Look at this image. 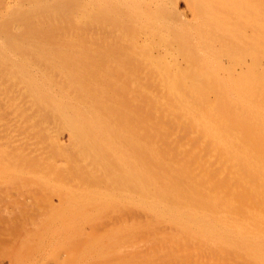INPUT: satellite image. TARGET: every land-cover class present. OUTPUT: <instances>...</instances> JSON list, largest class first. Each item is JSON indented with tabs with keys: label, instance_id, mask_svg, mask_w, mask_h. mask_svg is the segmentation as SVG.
<instances>
[{
	"label": "bare ground",
	"instance_id": "1",
	"mask_svg": "<svg viewBox=\"0 0 264 264\" xmlns=\"http://www.w3.org/2000/svg\"><path fill=\"white\" fill-rule=\"evenodd\" d=\"M82 1H84V0H82ZM86 1H89L90 4L94 6V7L92 6L93 8H95L93 11V17H94V21H96L95 18L99 19L100 15H101L100 14L101 10L99 12L98 11L99 8L97 10H96V8L98 7L99 3H101L102 0H86ZM106 1L108 2L109 0H106ZM110 1L114 2L115 4H121L122 6L124 5V8L126 9V12L125 13L122 12V13L124 14V16L126 15L125 19H126V22L129 23V26H130L129 30L130 31L128 30L129 34H124V32L123 31L122 32L125 36L126 35L129 36V38L126 37L128 44H126V43L124 44L125 46L127 45L126 47L123 44H122L123 46L120 45L122 41L119 40L121 42H117L118 39L120 38V37H118L117 40H115V43L117 42V45L115 44L113 46V47H116V46L120 45V46L124 47V50H125V48H127L125 51V54L123 52H121V50H123V48H121L120 51H118V49L120 47L119 48L116 47L117 49L114 48L113 50L111 49V51H109L107 48V47H109V45H107V44L108 43L110 44L109 41L107 44L104 43L107 45V46L105 45V47H106L105 49L107 51L102 52L103 50L101 51V47L100 46L98 47L99 42H96L97 44L94 42L95 39L93 40V42H90V39H89L90 44H86L85 41H84L85 44H82V43H84L83 41H82V43H80L76 39H73L72 37H68V36L67 37L64 36L62 42H60V43H57V44L54 43L49 47L46 45L47 48H45L46 47L45 44H47L48 41H47V43L43 44L44 42H42V40L40 42H42V44L45 47L41 43H39L38 40L36 42H34L35 40L32 41V43L34 42V44H32V45L31 44H29V46L27 45L30 48L32 47L33 50L34 49L37 50V52L39 50V52L41 53V57L46 58L47 62H49L48 64L51 66V69L55 70V71H53L50 69V72L51 71L56 72L55 74H59L60 76L65 78L64 80H65V82L66 81L67 82H66V84L65 83L63 84L64 86L59 85L61 83H58L59 81H56L57 76L55 77L53 75V77H52L51 74H53V73L51 72L49 74V72H47V70L50 68V66L48 64H47L48 69H46L45 71H44V69L42 70V74H43V71L46 74H43V75L39 74V76L41 75V77H39V76L37 77V73L34 72V74H32V72H31L32 69H30V67L32 65L31 63L33 62V60L31 58L29 61L26 59L27 61H25V62L19 61V60H18V62L17 61L14 62L15 60L14 61L12 60L14 62V64L13 63L12 64L15 65L14 68L15 69L17 68L18 72L21 73L20 77L18 75H16L17 78H20V80H22V82H23V80H25L26 83L32 88L31 92L33 94V97L36 99L37 103L39 104V106L40 105L45 106V108H46L45 111H47V108H49L51 106L50 108H52V109H50V110L54 111V113H56L57 116H59L60 120L67 127V130H69L71 132V136H73V138H72L73 140L71 141L72 147L74 146V151L77 150L78 152L77 151L76 152L79 154H76V152H74L72 150L73 148L71 147L70 143H69V145H70L71 151H69V153H71L73 151V153L76 154V156H78L80 158L78 159V157H77L76 159H78V160L75 159L76 160V162H75L73 159L76 156H74L73 153H71V155H67L69 153L67 152V154H66L65 153L66 150L60 151V148H59V151L61 153L63 152V154L64 153L66 154V155H64V158L66 157L64 159L65 160L64 162H67V163H65V164H67L66 165L67 168L63 167V168H65V171L66 170L72 171L74 173V176H73V174H71V176H73L74 178L76 177V175H79L80 178L79 177L78 178L81 180L80 181L78 179L79 184L81 182L84 183V182H86L85 179H87L86 178L87 176L85 175L86 177L83 178V177H81V175L85 171L88 173V171L84 169V172L82 173L81 171L83 170V168L81 170V166H79L80 170H81L80 172L82 174L80 172H77L79 170V168H78L79 162L77 163V161L82 160V161H86V163H87V161H90V162L95 163L93 165L94 167L98 166L97 167L98 169L94 168V167L89 168V169H92V171L89 170V173L91 172V175L94 179H97V181H99V179L102 177V178L106 179V180L104 179L106 181V183H107V181H108V183H109V181H111L114 184V186H112V184H107V186L111 185L113 187V189L111 187L112 190L109 191L110 187L108 186L109 188L108 187L107 188L109 190L108 189H107V191L105 190L106 192H102V191L94 189L95 191L91 190V192L87 193L86 189L83 190L84 184H83V186H80L82 192L80 190H77L79 188L73 189L76 192L80 191L81 195L78 193L72 194L73 192L75 193V191L72 190V192H70L72 187L66 188L65 185L68 183H66L65 185L61 184L62 186H65L63 188H66V189L62 188L63 190L66 191L68 189L66 194H68V192H70L71 195H69V194L66 195L68 197L67 198L68 204L66 202V204L68 206H66V208H64V210H62L63 212L56 213L54 215L53 219H50L49 221H47L46 229L44 228L46 231V234H47V238H45L46 242H47L46 244H49L47 246H50V248H54V246H55V249L58 248L57 246L59 244L57 242H55V240L57 238L55 239L53 236L56 232H57V234L60 233L59 236L61 235L62 238L65 240V241L63 240L65 245L67 242H68V244H70L72 239H73V241H77L76 235H75L76 233H78L77 236L79 235V237L86 235L88 232H86V233L83 232V228L81 227V224L84 221H86V218H87V220L90 217L93 218L95 216L94 212L99 211L98 213L101 214L100 212L105 210V208L106 209L109 208L108 209L109 211L106 210L107 213L109 214L110 212H113V210H114V212H116L117 210H119V208H124V209L125 208H134V209H138L137 210V211H139L138 213H141L140 210H142V212L145 211L147 213L148 212L151 213V215H153V218H154V220H152L153 218L151 220H152V223H154L156 221L155 225H157L158 223H159V225H164V223H166L167 225L169 224V225L174 226V228L177 230V233L176 234L174 233L175 236L173 239H177L176 242L178 241V243H179V241L180 242L184 241L183 242L184 246L186 245L185 240L187 238L193 239V242H191V240H189V242L192 244H194V243L197 244V242H198L197 240H199L200 241L199 247L201 246V244L203 245V247L207 246L208 249H209V247H214V250L217 249L218 253L219 252L222 253V254H219V258L225 253H226V256L225 255H223V256L227 257V254L229 255L232 252V253H235L236 255L240 254V256L238 258L241 261L245 262L247 260V262H245V264L248 262H251L253 264H264V74H263L264 73L263 72L264 67L260 68V66H259L260 65L259 59L261 58L259 55L262 54L264 56V44H263L264 43V4H263L264 0H254V2H253V0H250L252 2V4H250L251 3L250 1L247 2L248 0H190V2H194V4H196V5L193 4V6H197L195 8H198V12H199V14H198V12L195 11L197 13L196 16L193 14L195 16L194 18L195 19L197 18V21L195 19H193V20L196 21L195 24L198 25V27L196 26V29L198 28V31L201 32V35H200V32L195 30L194 26L192 28H193L194 32L195 31L198 32L197 36H198V34L200 35V36H198V38L199 37L201 38V39L199 38V40L202 41L203 45L202 44H201L202 46L200 45L198 38H197L198 41L197 40H195V41L197 43H199L197 45L201 46L200 50L201 49L203 50V52L201 50V53L198 51H195V50H199V48H198L199 46H197V49L195 47V45H196L195 41L189 42L190 43V45H188L189 47L186 44L188 40H191L192 38L195 39V37H192L190 39V37L193 33L192 28L189 27V24H188L189 21L187 22L186 19L181 17V15L178 11V8L176 6L177 0H110ZM238 1H239V3H238ZM240 1H242V3ZM244 2H245V4H244ZM234 3L236 5H240V6L242 4V6L244 5V7L241 6L242 8L240 9V7L236 6ZM246 3H248L247 5H251L247 9H245V7L247 6ZM73 4H74V2H73ZM79 4L76 6H79ZM40 5H39V7H40ZM68 6H69V4H68ZM88 6H86L87 11H88ZM80 7H81V4H80ZM222 7L224 8V11H222V9H223ZM190 9L193 10V7ZM87 11L82 10L81 14L78 15V17H74L75 20L81 21V20H85L87 18H90ZM122 11H124V10H122ZM91 13H90V16H91ZM122 13H120V14H122ZM68 14H69V12H68ZM69 15H71V14H69ZM102 17H104V16H102ZM115 18H116V16H115ZM123 18L124 17H122V19ZM117 19H119V18H116L115 20L117 21ZM90 20H91V18H90ZM183 20H186V21H183ZM66 21H67V19H66ZM69 22H71V21L69 20ZM73 22H74V20H73ZM112 24L114 25L115 23H112ZM117 24L120 25L119 21ZM117 24H116V26H118ZM74 25H75V23H74ZM94 25L95 24H93V27H94ZM71 27H73V25ZM40 28H41V26H40ZM250 28L252 29V31ZM70 29H69V31H70ZM95 29H97V28H95ZM189 29H191L190 31L192 33L190 31L188 32ZM247 29H250L249 30L250 33ZM72 31H73V29H72ZM83 31H86V28ZM219 31H220V33H219ZM221 31H222V34H221ZM65 32H67V29ZM103 32H102V34H103ZM112 32H114V31H112ZM196 32H195V34H196ZM81 33H82V31H81ZM88 33H90V32H88ZM138 33L141 34V36L139 35V37H141L140 40L136 39V38L139 39V37H137ZM62 34H64V33H62ZM95 34H97V33H95ZM114 34H113V36H118V33H117V35H114ZM135 34H136V36H133ZM220 34H221V36H223L224 34L225 35L228 34L227 37L229 36V38L225 37V35H224V37L226 38V40H225V38L219 37ZM80 35H82V34H80ZM80 35H77V37L79 36V38H80ZM83 35H84V33H83ZM119 36H121V35H119ZM73 37L75 38V36H73ZM86 37H88V36H86ZM91 37L93 38V36H91ZM102 37H104V35ZM39 38H40V36H39ZM97 39H98V37H97ZM103 39H105V38H103ZM115 39H116V37H115ZM121 39H122V37H121ZM155 39H157V41H155ZM29 41H27V43L28 42L31 43V40H29ZM52 41L53 40H51L50 43ZM59 41H61V38ZM101 42H103V40ZM230 42L231 43L233 42V43L231 44ZM234 42H235V44H234ZM191 43H195V45L191 44ZM239 43L240 44L243 43V45L245 44L246 47L243 45L240 47ZM112 44H114V42H112ZM21 45H25V43L21 44ZM234 45L236 48L232 47ZM27 46H25V47H27ZM101 46H103V45H101ZM190 46L193 48L190 49ZM19 47H20V45H19ZM25 47L23 46L22 48H25ZM28 47H27V49H29ZM247 47H248V49H247ZM22 48H20V49L22 50ZM220 49L222 51H220ZM238 49H241V50H238ZM244 49H245V51H244ZM42 50H44L48 53H45ZM181 50H182V52H181ZM187 50H189V51L191 50V51L187 52ZM242 50H243V52H242L243 54L241 53ZM25 51H26V49H25ZM19 52L23 53V50L19 51ZM42 52H44V53H42ZM196 52H198L199 56L196 55L197 54ZM239 52L241 54H239ZM245 52H247L248 54L246 53V55H245L244 54ZM249 52H252V53H249ZM31 53H29V54H31ZM40 53H37V54H39V56H40ZM122 53H123V55H125V56H122L123 62L118 60L121 58L120 56L122 55ZM192 53H196V54L191 55ZM47 55H48V57H47ZM250 55H251V57H250ZM117 56H119V57H117ZM180 56H181V60H179ZM246 56H248L249 58ZM224 57L228 58V62H227V60L224 59ZM58 58L62 62L58 61ZM257 58H258V60H257ZM38 59L39 58H37V61H39ZM246 59L247 60L251 59V63L250 64L247 63ZM110 60H111L112 65L109 63ZM125 60L127 62H125ZM129 60H131V61H129ZM132 60L134 62H136V60H137V62H140L141 68L137 63L135 66L132 63L133 62ZM183 60H184V63L186 62L185 63L186 67H184L180 64V62L183 63ZM42 61H44V60H42ZM57 62H60V63H57ZM121 62H122L121 67L123 69V70H121V72L122 71L124 72L122 75L118 71V69L121 68V67L119 68L118 63H121ZM123 63H124V65L132 63V65L130 64L132 67L130 65H128V66L126 65L127 67L126 68L124 67L125 68V71H124ZM24 64H26V66L28 65L30 71L28 70V68H27V70L25 68H23ZM33 64H35V63H33ZM13 65H12V67H13ZM35 65H33V66H35ZM142 65H143V69H142ZM244 65L246 68H244ZM133 67H135V68H133ZM136 67H138V70H134V69H136ZM139 68H140L141 72H143L142 70H145V72H144L145 76L148 75L151 77L150 78L147 76L149 79L146 77L147 79L145 80V77L143 75H140V76H143V79L145 80L146 83H148V81L151 79V81L148 84L144 83L146 85V89H145L146 91H147V87L149 88L150 85L153 88L152 85H154V83H155V85L158 86V88L154 86L156 88L155 90H151V91L147 92L148 96L146 95L147 93L144 95L145 97L147 96L146 100L148 98L150 99V100L148 99L149 101L147 100L144 102L145 98L144 99L140 98V100H142V102H144V105H141L140 103L139 104L135 103V102H137L136 101L137 96L131 93L132 91H133V93L135 92L134 91L135 89L133 87L132 88L134 90L130 91L129 93L126 92V93H128V96L131 93L130 96L128 97V96H126L127 94L124 92L129 87L123 88V85H120V82L121 83L123 82L122 80L120 81L121 76L124 77L125 76L124 74H127V73L129 74V72H130L129 75L131 77L127 74L126 76H128V79L126 81L128 82L129 78L134 79L133 76L135 77V80H136V77L138 75L136 74V76H135L134 73L138 72ZM259 68H260V70H259ZM15 69H14V71L17 70V69L15 70ZM127 69L130 71H127ZM131 70H134V72H132ZM256 70L259 72H256ZM260 71L262 73H260ZM18 72H17V74H19ZM117 72H118V74H120L119 75L120 77L117 76V74H116ZM125 72H127V73H125ZM254 72L257 75L260 73L259 74L260 76L258 75L256 77V74ZM14 76H15V74H14ZM89 78H91V79H89ZM143 79H141V80L143 81ZM87 80H90V81H87ZM134 81H131L130 83H132ZM137 81L139 83V78H137ZM86 82H88V83H86ZM136 82H134V83L136 84ZM130 83L129 84L127 83V84L130 86L131 85ZM122 84H124V83H122ZM65 85H67V86H65ZM124 85H126V84H124ZM128 85H126V86H128ZM145 85H141L143 89H144ZM60 86H63V87L60 88ZM56 87L57 88L59 87L58 88L59 90L56 89ZM151 87H150V89H151ZM122 88H123V90H122ZM135 88H136V86H135ZM124 89H126V90H124ZM140 89H138V91H136V92H139ZM185 89H188V90L185 91ZM187 91L191 92V93L189 92L190 95L187 94L188 93ZM74 94H75L76 98L77 97L79 98V99L77 98L79 101V103L77 101V104H78L77 106L69 104V102H70L71 98L74 96ZM137 98H139V96ZM36 101H34V103ZM138 102H139V99H138ZM134 104H136L135 105L136 108L133 107ZM139 105H141L142 107H140ZM137 106H138V108H137ZM139 107H140V109H142V112L145 110L146 114L142 113L141 110L139 109ZM39 108L41 109L44 107H39ZM137 109L140 111H138ZM48 111H49V109H48ZM54 113H53V115L55 116ZM177 113H178V115H177ZM36 114H38V113H36ZM36 114H34V115H36ZM173 114L176 115L175 118L178 116V118H176V119H178V120L180 119L179 121L177 120L179 123V125L177 124L178 127H177V125L175 126L176 120L172 121L175 124H172L171 122L169 123V120L173 119L171 117V116H174ZM167 115L170 117V119H169V117L166 119ZM179 115L181 117L186 118L187 121L190 120L192 122V123L191 122L190 123L193 124L194 128H196V131L195 130H194L195 132L192 131L194 128H190V130L194 134H197V132H199V133L202 132L203 134L207 135L208 139L212 140V143H211V141H209L207 138H206L207 140H205L206 136L205 137L202 136V138L204 137V139L201 138L203 143L205 140V142L207 144H208V142H210L209 143L210 145L212 144V146L210 147L211 149L209 148L210 151H207V152H209V159L207 158L209 162L206 159V156H208V155L206 153H203L204 156L206 155L205 156L206 161H205L203 154H202V152H204L206 150L207 144L204 143L206 145V146H204V145L199 143L200 146L202 145L201 147H206L205 149H203V148H200L199 144L197 143L200 140L196 141L201 135H203L202 133L200 134V136H199V133L197 134V136H198V138L196 137L197 139L194 136V138L196 139L195 140L193 138V136L191 135L193 133L189 129H187L188 134H189V131L191 132V134H190L192 136L191 140L194 139V141L198 145L195 142L191 141V142H193V144L195 143L194 144L195 147L193 149H191L192 148L191 145H193L191 142H190L191 144L187 143L189 141L186 142L188 144V146H187V144H183L184 143L183 140L185 138L188 139V137H186V136H189V135L186 134V132H185L186 130L184 131L185 134L182 132L184 130L183 128L186 126L184 123L186 121L182 122L184 125L183 126L181 123L182 119H181V117L179 118ZM157 116L161 117V120H159V118H157ZM154 117H156L159 120V123L161 121H162V123L158 124L155 121H153ZM26 118H28V116ZM40 118H42V117H40ZM59 118H57V119L59 120ZM162 119L163 120L166 119V121L165 120L163 121ZM154 120H156V119L154 118ZM158 120H156V121L158 122ZM62 122H61V124H62ZM238 122H240L239 124H241V122L244 123L243 124L244 126L241 125L242 126L241 127L238 124L237 126H239V127L237 128V126H235L236 125L235 123H238ZM163 123H165L164 125L172 124V126H169L170 128L167 126L169 131H171V128L174 125L175 128L177 127V129H178V131H177V129H175L177 131L176 135L178 133H179V136L184 135V137H183L184 139L182 138L183 140L181 139V137L175 136L176 138L178 137L183 142H180V140L178 138H177L178 141L176 142V139H175L174 141L176 143V145H175L176 147L174 148V146L172 145V150L171 149L167 150V148L170 147L171 144L168 147L166 145V142L168 140H171V142L173 140L169 136L172 131L170 133L168 131V136H167V132H165L167 127L165 126V128H163L164 127V125H162ZM186 124L189 125L188 122ZM191 124L189 126H191ZM189 126H186L185 128H187V127L189 128ZM59 128H60V126L58 127V130H59ZM161 128H163L165 130L163 132H161V130H163ZM159 129H161V130H159ZM172 129L174 130V128H172ZM180 129H183V130L180 131ZM65 130H66V128H65ZM175 130H174V132H175ZM155 131H159L157 133L161 136V137H158V135H156V138L157 137L160 138L158 140H162L165 136V135L163 136L162 134L164 132L166 133V137L169 138L168 140L165 138L167 140V141L166 140L164 141L166 147H165V145L164 146L159 145V147H158L156 145V143H154L156 140H154L152 137H153V134H156ZM180 132H182L183 134L181 135ZM72 133H73V135H72ZM173 134L174 133H172V135ZM162 136H163V138H162ZM175 137L173 136V138H175ZM209 137H211L212 139ZM150 138H152V140ZM153 140H154V142H152ZM159 143H162V141L161 142L158 141L157 144H159ZM175 143H172V144H175ZM55 145H56L55 148L59 147L60 144L58 142V139H57V141H55ZM160 146H162L163 148H166V149H162L165 151H162L160 149L161 148ZM186 146L191 147L190 148L191 150L186 148L187 150H190V151H187L186 153H184V155L189 153V155H188L189 157L186 155L187 158L183 157V159H181V160L178 157L180 161L179 160L176 161L177 157H175V156H177V155L180 156L182 154V152H185ZM61 148H62V146H61ZM174 149H177L178 152L180 153V155L175 154L173 152ZM184 149H185V151H184ZM170 151H171V154L173 153L175 155L174 158H173V155H171V157L176 162H170L173 160H170V161L168 160V159H171L169 157ZM199 153L202 154V156L200 154V157L203 158L204 163L202 161L199 162L198 159H195L196 156L199 157ZM143 154H145V155H143ZM18 156L20 157V155H18ZM73 156H74V158L72 159L71 157H73ZM143 156H146V158H144ZM16 158H17V155H16ZM2 159H5V157ZM62 159H63V157H62ZM190 159L191 160L195 159V161L198 160V162L201 164L198 163L199 167H197V166L195 167V165H194L195 162H193L194 164L192 165L191 162L193 160L191 161ZM199 159H201V158H199ZM212 161H215V162H213L214 166H215L216 162L218 163L216 165V166H218L216 169L213 168L214 166H212L210 164V162H212ZM114 162H117L118 164L116 165ZM113 163H114V165H116V167L113 166ZM53 164H51V165H53ZM58 164H60V163H58ZM89 164L91 165L92 163H89ZM51 165H50V169L53 168V166L51 167ZM62 166H65V165L63 164ZM82 166H84V165H82ZM192 166H194L196 169H199L198 171L200 172V174L197 173L198 175H196L195 171H197V170L196 169L194 170L192 168ZM45 167L46 166H44V168ZM60 169H61V167H60ZM86 169H88V168H86ZM93 169H95V170H93ZM51 170H49V171H51ZM36 171H38V170H36ZM13 172H15V171H13ZM67 172L69 173V171H67ZM35 173H37V172H35ZM60 173H64V172H60ZM68 173H65V174L67 175ZM89 173L87 175H89ZM65 174H63V176H62L63 178H64ZM217 176H220L222 179H225L227 177L226 180L229 178L230 179L228 181L223 180L224 182L220 183V182H222V179L217 178V179H219V181H218L216 179ZM222 176H224L225 178ZM54 177L58 178L59 176L56 175ZM68 177L70 178L69 175H68ZM55 178H53V179H55ZM89 178H91L90 175H89ZM93 178H91L90 181L92 182V180H93L94 181L93 185L95 186V184H97V182ZM48 179L51 180V178H48ZM42 180H40V181L42 182ZM46 180L47 179H45V181ZM82 180H85V181H82ZM51 181H53V182L51 183L49 181L50 182L49 183L47 180L46 185L47 184L48 185L46 187H48V186L51 187L52 185H55L56 181L55 182H54V180H51ZM101 181H103V179H101ZM120 181H123V182H120ZM216 181L218 183H220L221 185L217 184ZM37 182L40 183L39 181H37ZM124 182L126 183L125 184L126 186L132 185L134 188L133 191H135L136 194L134 192H133L134 194L130 193V192H132V190L129 191L128 187L127 188H128L129 193H127L128 191H126V193L125 192L123 193L122 190L120 189L119 183H122L120 185L123 186ZM42 183H44V182H42ZM42 183H41V185H42ZM100 183H104V182H100ZM74 184H75V182H74ZM74 184L71 186H74ZM127 184H130V185H127ZM56 185H58V183H56ZM56 185H55V187H56ZM61 185H58V188L56 187L55 190L56 189L60 190L59 187H62ZM81 185H82V183H81ZM90 185H92V183ZM104 185L106 186V184H104ZM104 185H103L102 190L106 189L104 187ZM37 186H39V185H37ZM90 187H92V186H90ZM101 187H102V185H101ZM98 188H99V185H98ZM127 188L125 187V189H127ZM69 189H70V191H69ZM131 189H132V187H131ZM87 202H89V203L92 202V203L86 204ZM75 207H78L79 211L77 210V208H76V211H78L80 214L73 212V210L75 211ZM110 209H112V211ZM124 209H120V210H124ZM134 209H132L133 212H134ZM106 211L104 212V215H102V216H106L105 215ZM129 211H131V210H129ZM117 212L121 213L122 211L121 212L117 211ZM118 213H116V214L114 213V214L117 215ZM134 214H135V212H134ZM77 215H79V216L77 217ZM139 215H141V214H139ZM149 215H148V218L151 216V215L150 216ZM136 216H137V214H136ZM99 217L101 218V215H99ZM129 217H130V215H129ZM82 218H84V220H82V222H80V219H82ZM94 218L96 219V216ZM111 218H109V219L111 220ZM143 218H141V219H143ZM119 219H118V221H119ZM123 219L124 218H121L120 221H122ZM92 220H94V219H92ZM97 221H99V220H97ZM103 221H104V219H103ZM114 221L112 220L113 223H114ZM134 221H136V220H134ZM149 221H150V219H149ZM125 222H128V221L126 220ZM141 223L144 224V222H141ZM161 223H163V224H161ZM85 224H86V222L84 223V226H86ZM92 224H94V223H92ZM115 224H116V222H115ZM128 224L129 225L124 223V225H121L116 232L117 233L116 235L119 238V243H118L119 245H116V243L113 241L115 243V247L108 246V244L110 243V239H111L112 235L109 232L105 233V234H103L101 232L103 234V236L100 238L101 240L100 241H91L90 247L88 249L89 250L88 254L86 253V251H87L86 249H87L88 245L84 246V247H86V249H83L82 251L86 250L85 251L86 256H85V258L82 256L83 258H81V259H84V262H82V263L88 264L90 259H92L93 257L100 256V257H103V259L105 261H107L106 263L115 264L114 260L115 259L119 260L121 258V254H120V252H118L120 250V248L127 247L126 245H128V243H131V241L128 242V240H130L129 234H131V232H132L131 229H132L133 222L131 225L129 222H128ZM137 224H138V221H137ZM137 224H134L135 226H133L134 227L133 230L139 229L138 227L135 228ZM150 224H151V222H150ZM116 225H118V224H116ZM155 225L153 224V227ZM137 226H139V225H137ZM102 227H104V226H102ZM145 227H146V225H145ZM148 227H149V225H148ZM148 227H146V228H148ZM167 227H166V230H168ZM97 228L98 227L96 226V229ZM162 228H164V227L162 226ZM175 229H173V230H175ZM154 230H153V233H155ZM100 231H102V230H100ZM104 231L106 232V230H104ZM139 231H138V233H139ZM143 231H144V227H143ZM147 231H149V230L147 229ZM93 232H95V231H93ZM110 232H112V230ZM114 232L115 231L113 230V233ZM140 232L141 233L139 234V236L142 234L145 235L142 231H140ZM144 232H146V230ZM164 232H165V230H164ZM93 235L94 234H92V236ZM96 235H98V234H95L93 237L96 238ZM134 235H136V234H134ZM72 236L75 237V240H74V238H72ZM88 236L89 237H87V235L84 236V237L88 238V239H86L87 241L93 240L92 236H91L92 238L90 237V235H88ZM131 236H132V234H131ZM181 236L183 237V239L185 237V240H182ZM84 237H82V240H85ZM140 238H141V236H140ZM171 238H172V236L169 238V240H172ZM79 239H81V238H78V240ZM114 239H116V238H113V240ZM148 239L150 240L151 238L148 237ZM40 240L42 243L45 242L44 239H42V238ZM40 240H39V243H37V246H36L37 249H41V248H38L39 247L38 244L41 243ZM131 240H132V238H131ZM149 240L147 241L148 243L150 242ZM151 240L153 241V240H155V238L153 237V239H151ZM169 240H168V242L171 244L172 242H170ZM194 240L197 242H194ZM87 241H85L86 244L87 243L89 244V242H87ZM165 241L167 243V239ZM58 242H61V241H58ZM107 242H109V243L106 245L107 246L106 250H110L109 252H111V253H109V254L106 253L108 251L103 250V248L105 249V247H106L103 245ZM158 242H160V241H158ZM176 242H175V244H176ZM182 242L180 243L181 245H182ZM75 243L76 242H74V244H73V242H71V244H73L72 246H74ZM101 243H103V245ZM169 243H168V245H170ZM68 244H67V246H68ZM71 244H70V246H71ZM78 244H80V243L77 242V246L79 248ZM137 244H139V243H137ZM144 244H146V242H144ZM40 245H43V244H40ZM171 245H173V244H171ZM171 245H170V250H172ZM181 245H180V247H181ZM187 245H189V244H187ZM135 246H137V245H135ZM139 246L140 245H138V247ZM147 246L149 247L151 245H147ZM177 246H179V245H177ZM184 246H182V248H180V249H177V251H179V250L181 251V249H183L181 251V253H184V254L178 255L177 251H175L176 253H174V254H177L176 258L178 256H181V260H182L183 257H185L187 259V256L188 255L190 256L191 251H189V250H188L189 254L187 252L186 253L187 256H185V252L187 251L186 249L188 246L187 247L185 246V248H184ZM190 246H192V245H190ZM80 247H83V246H80ZM140 247H141V249H143L142 248L143 244ZM166 247H167V245H166ZM173 247H174V245H173ZM195 247H194V249H197L198 246L196 245ZM203 247L202 246L200 247L201 252H199L200 250L199 251H196L194 249H191V250L192 251L194 250L193 251L194 253H199L202 255L203 254L202 252L205 250V247H204V250H203ZM44 248L45 247H43V249ZM75 248L77 250V247H75ZM132 248H133V246H132ZM145 248H146V246H145ZM58 249L56 252L59 251ZM80 249H78V251L81 252ZM160 249H161V251L164 250L162 248H160ZM46 250H47V247H46V249H44V251L42 250V253L44 254V252ZM130 250L131 249L129 246V250L127 253H129ZM135 250H136V247H134V251H133L134 253L136 251H138V250H136V251ZM214 250L213 251L210 250V252H214V255H215V254H217V251L215 252ZM67 251H68V249H67ZM78 251H76V252H78ZM180 251H179V254H180ZM37 252H38V250H37ZM56 252H55V254L57 255ZM76 252H75V254H77ZM80 252H78L77 256L81 255V254H79ZM122 252L126 253L124 251H121V253ZM139 252L137 254L139 255L138 257L140 259L141 255L139 254ZM171 252H170V254H172ZM207 252H208V250L206 251L205 254H207L208 256L207 255L200 256L199 254H196V255L203 257V259L205 258V256H207V258H208V257H211V254L213 255V253L209 254ZM40 253H41V251H40ZM42 253L40 255H43ZM46 253H48V251ZM160 253H162V252H160ZM168 253H167V255H168ZM72 254H73V252H72ZM72 254H68L69 258L71 257ZM82 254H84V253H82ZM235 254H232L233 255L232 260L236 259V258L234 259ZM124 255H126V254H124ZM214 255H213V257H214ZM230 255H229V257H230ZM232 255H231V257H232ZM236 255H235V257H236ZM241 255L242 256L245 255L246 260L243 259ZM127 256H128V254L126 256H124V259ZM129 256L128 257L130 259H133L132 258L133 256L131 257L130 254H129ZM145 256H146V254L143 255V257H145ZM170 256H172V255H170ZM173 256L175 258V255H173ZM199 256H198V258H199V260H201L202 258H200ZM217 256H218V254H217ZM72 257L70 259L67 258L68 259L67 261L71 262L73 260ZM146 257H148V256H146ZM215 257H214V259H216ZM75 258H78V257H75ZM136 258H137V255H136ZM151 258L152 257H150V259ZM211 258H209L210 261H211ZM79 259H80V257H79ZM101 259L102 258H100V261H101ZM166 259H168V258H166ZM223 259L224 258L219 259L220 263L224 262ZM239 259H238V262L240 264H242V263L244 264V262L241 263L239 261ZM93 260H95V259H93ZM143 260H144V258L142 259L141 264H142ZM216 260H214V261L216 263L220 264L219 260H217V261ZM225 260L228 261L229 258L227 257ZM67 261L65 263L63 260L62 264H68ZM79 261H81V260H79ZM135 261H138V260H135ZM183 261H184V258H183ZM183 261H181V262H183ZM206 261H209V260L207 259ZM206 261H204V263H201V264H206V263L210 262V261L209 262H206ZM74 262H75V260L69 264H74ZM101 262H103V264H104L103 260ZM138 262H140V261H138ZM184 262H186V261H184ZM187 262L189 264L191 262V260H190V262L189 261H187ZM229 262H230V260H229ZM234 262L237 263V260H235ZM93 263L98 264V262L97 263L93 262ZM127 263H129V262H127ZM146 263L147 262H145V264ZM162 263H163V261H162ZM170 263H171V261H170ZM226 263H223V264H226ZM78 264H79V262H78ZM89 264H90V262H89ZM99 264H101V263H99ZM138 264H140V263H138ZM165 264H166V262H165ZM185 264H187V263H185ZM192 264H196V262H194ZM197 264H200V263H197ZM210 264H212V263H210Z\"/></svg>",
	"mask_w": 264,
	"mask_h": 264
},
{
	"label": "rangeland",
	"instance_id": "2",
	"mask_svg": "<svg viewBox=\"0 0 264 264\" xmlns=\"http://www.w3.org/2000/svg\"><path fill=\"white\" fill-rule=\"evenodd\" d=\"M41 1V2H40ZM0 0V264H62V262H63V260H64V262L66 263V261L68 260V259H70L73 255V257H72V261L71 262H73L74 260H75V262H74V264H78V262H79V264H83L82 262H84V259H81V258H85V256H86V254H85V251H86V253L88 254V249H89V247H90V243H91V241H100L101 239V237L103 236V234H105V233H110L112 236H111V239H110V243L109 242H107V243H105L104 245H103V243H101L103 246H106L108 243V246H110V247H115V243H116V245H119L118 243H119V238H118V236L116 235L117 233V230H118V228L121 226V225H124V223L125 224H127V225H129L128 224V222L130 223V225L132 224V222H133V224H132V229H131V234H132V236H131V234H129L130 236H129V238H130V240H128V242L129 241H131V243H128V245H126L127 247H122V248H120V250L121 251H124V252H126V253H121V251L119 250L118 252H120V254H121V258L119 259V260H116L115 258V260H114V262H115V264H138V263H140L141 264V261H142V259L144 258V260H143V262H142V264H145V262H147L146 264H165V262H166V264L168 263V264H185V263H187L188 264V262L187 261H189L190 262V260H191V262L192 263H194V262H196V264L197 263H204V261H206L207 259L210 261V259L209 258H211V261L209 262V261H206V262H209V263H206V264H210V263H212V264H218V263H216L214 260H216L217 258V260H219V259H221V258H224L223 260H224V262H222V263H220V260H219V263L220 264H223V263H226V264H230L231 262V264H234L235 262V260H237V263H235V264H238L239 262H238V257L240 256V254H235V253H232V254H235L236 255V257H235V255H234V259L235 260H232V258H233V255H232V257H231V255H230V257H229V255L227 254V257L229 258V260H230V262H229V260L227 261V260H225L227 257H225L226 256V253L225 254H223V255H225V256H221L220 258H219V254H222V253H218V250L217 249H215L214 250V247H209V249H208V247L206 246H204L205 247V250H204V247H203V245L201 244V246L203 247V254L202 255H207V254H205L206 253V251L208 250V252L207 253H213V255H214V252H210V250L211 251H217V254H218V256H217V254H215L214 255V257L216 258V259H214V257H213V255L211 254V257H208L207 258V256H205V258L203 259V257H200V256H202L201 254H199V253H194L193 251L194 250H196V251H199L200 250V247H199V245H200V241L199 240H197V241H195L194 240V242H197V244L196 243H194V244H192V243H190L189 242V240H191V242H193V239H186L185 240V237H184V239H183V235L181 236L182 237V240H185V243H186V245L187 244H189V245H185L186 247H187V251L185 252V256H187L186 255V253L188 252V254H189V251H191L190 252V256L188 255L187 256V259L185 258V257H183L184 258V261H186V262H184L183 261V258H182V260H181V256H178L177 258H176V256H177V254L178 255H181V254H184V253H181V251L183 250V249H181V251H180V254H179V251H177V249H180V248H182V246H184V244H183V242H182V245L180 244L181 242L179 241V243H178V241L176 242V240L177 239H173L174 238V236H175V234L177 233V230L174 228V226H172V225H167L166 223H164V225H159V223L157 224V225H155L156 224V221L154 222V223H152V220H154V218H153V215H151V213H147V212H145V211H143L142 212V210H140V212L141 213H138L139 211H137L138 209H134V208H119V210H117V211H124L122 214L121 213H118L116 210V212H114V210H113V212L116 214V213H118L117 215H115L113 212H110L109 214L107 213V211H109L108 209L109 208H105V210H103L102 212H100L101 214H99L98 212H94L95 213V216H96V219L93 217H90V218H88V220H87V218H86V221H84L82 224H81V227L83 228V232L84 233H86V232H88L86 235H87V237H89L88 235H90V237L92 236V234H98V235H96V238L95 237H91L93 240H86V239H88L87 237H84V236H86V235H83V236H80L79 237V235L77 236V234L78 233H76L75 235H76V240L77 241H73V239L71 240V242H73V244H74V242H76L75 243V245L74 246H72L73 244H71V242H70V244H71V246H70V244H68V242L66 243V245L64 244V239L62 238V236L60 235L59 236V234L60 233H58L57 234V232L53 235L54 236V238L56 239L55 240V242H57L59 245L57 246L58 248H56L55 249V246H54V248H50V246H47V245H49V244H46L47 242H46V239L45 238H47V234H46V231H45V229H46V224H47V221H49L50 219H53L54 218V215L56 214V213H61V212H63L62 210H64V208H66V206H68L67 204H68V197L66 196V195H71V193L70 192H72V190L73 189H77V188H79V189H77V190H80L81 192H82V190H81V187L80 186H83V184H84V188H83V190L84 189H86L87 191V193L88 192H91V190L93 191L94 189L95 190H99V191H102V192H106L107 191V189L109 190V191H111L112 189H113V187L112 186H114V184L111 182V181H109V183H108V181H107V183H106V179L105 178H98L99 179V181H97V179H94L93 177H92V175H91V172L89 173V170L90 171H92V169H89L90 167H94L93 165L95 164V163H93V162H90V161H87V163L89 162V163H92L91 165L88 163H86V161H77V163L79 162H81L80 164L78 163V168H79V170L77 171V172H80L81 170H82V168H83V170L81 171L82 173L84 172V169L85 170H87L88 171V173H89V175L91 176V178H93L94 180H96V182H97V184L99 185V188H98V185L97 184H95V186L93 185L94 183V181L92 180V182L90 181V179L91 178H89V175H87L85 172L82 174L81 172V174L83 175H81V177H86L87 179H85L86 180V182H81L82 183V185H81V183L79 184V175H76V177L74 178L73 176H74V173L72 172V171H70V170H66L65 171V168H67V164H65V163H67V162H64L65 160V158H64V155H66L67 154V152L69 153V151H71V148H70V145H71V147H72V138H73V136H71V132L69 131V130H67V127L65 126V124L60 120V118H59V116H57V114L56 113H54V111H52V110H50V109H52V108H47V111H45L46 110V108H45V106H39V104L37 103V101H36V99L33 97V94H32V92H31V90H32V88L26 83V81L25 80H23V82H22V80H20V78H17V76L16 75H18L19 77L21 76V73L20 72H18V69L16 70L14 67H15V65H13L14 64V62H18V60L19 61H23V62H25V61H29L30 60V58L33 60V62L31 63L32 65H31V67L33 66V65H35V66H33L32 68L30 67V69H32L31 70V72H32V74H34V72H36L37 73V77L39 76V74H41V75H43V74H46V73H44V71L46 70V69H48V63L49 62H47V60H46V58H43V57H41V53L39 52V50H38V52H37V50H33V48L31 47H28L29 46V44H34V42H36L37 40L39 41V43H41L42 44V42H44L43 44H45V43H47V41H48V43L47 44H45V46L47 45L48 47L49 46H51L52 44H54V43H60V42H62V40H63V38H64V36L65 37H72L73 39H76L78 42H80V43H82V41L84 42H86V44H90L89 43V39H90V42H93V40L95 39V43L96 42H99L98 44V47L100 46L101 47V51L102 52H105V51H107L105 48V45L108 43V41L110 42V44L108 43L107 45H109V47H107L108 48V50L109 51H111V49L113 50L114 48L115 49H117V48H119L118 49V51H120V49L121 48H123V50H121V52H123L124 54H125V51H126V49L127 48H125V50H124V47H122L125 43L126 44H128V42H127V38L126 37H128L129 38V36H125L124 34H129L128 33V30H129V28H130V26H129V23L128 22H126V19H125V16H124V14L123 13H125L126 12V9L124 8V5L122 6L121 4H115L114 2H112V1H106V0H102L101 1V3H99V5H98V7L96 8V10L98 9V11L100 12V10H101V12H100V17H99V19L97 18H95V20L96 21H94V17H93V11H94V9L95 8H93L94 6L93 5H91L90 4V2L89 1H86V0H84V1H82V0ZM250 0H248L247 2H249ZM73 2H74V4H73ZM83 2V3H82ZM103 2V3H102ZM188 2V3H187ZM237 2V1H236ZM241 3H242V1H240ZM251 2V1H250ZM253 2H254V0H253ZM264 2V1H263ZM77 3V4H76ZM81 4V7H80V4ZM114 3V4H113ZM238 3H239V1H238ZM237 3V4H238ZM240 3V4H241ZM41 4V5H40ZM68 4H69V6H68ZM79 4V6H76V5H78ZM86 4V5H85ZM91 6H90V5ZM110 4V5H109ZM113 4V5H112ZM193 4H194V2H190V0H177V4H176V6H177V8H178V11H179V13H180V15H181V17L182 18H184V19H186L187 20V22L189 21V27L190 28H192L193 26L195 27V30H197L198 31V28L196 29V26L198 27V25H196L195 24V22L197 21V18L195 19L194 17L197 15V13L196 12H198V8H195V7H197V6H193ZM232 4V3H231ZM235 4V3H234ZM244 4H245V2H244ZM248 3H246V5H247ZM250 4H252V2L250 3ZM264 4V3H263ZM39 5H40V7H39ZM73 5V6H72ZM89 5V6H88ZM118 5V6H117ZM194 5H196V4H194ZM233 5V4H232ZM236 5V4H235ZM42 6V7H41ZM86 6H88V11H87V7ZM93 6V7H92ZM234 6V5H233ZM236 6H238V7H240V9L242 8V7H244V5L242 6V4H241V6L240 5H236ZM249 6H251V5H247L246 7H245V9H247ZM83 7V8H82ZM193 7V10L192 9H190V8H192ZM224 7V6H223ZM222 7V8H223ZM114 8V9H113ZM221 8V9H222ZM119 11H117V10ZM195 9V10H194ZM220 9V10H221ZM82 10H85V11H87L88 12V14H89V17L91 18V20H90V18H87V19H85V20H79V21H76L75 20V18L74 17H78V15H80L81 14V11ZM91 10V11H90ZM122 10H124V11H122ZM121 11V12H120ZM196 11V12H195ZM222 11H224V8L222 9ZM68 12H69V14H71V15H69L68 14ZM91 13V16H90V13ZM112 12V13H111ZM123 12V13H122ZM76 13V14H75ZM120 13H122V14H120ZM66 14V15H65ZM183 14V15H182ZM195 16H194V15ZM198 14H199V12H198ZM123 15V16H122ZM65 16V17H64ZM70 16V17H69ZM102 16H104V17H102ZM115 16H116V18H119V19H117V21L115 20L116 18H115ZM199 16V15H198ZM68 17V18H67ZM122 17H124L123 19H122ZM65 19V20H64ZM66 19H67V21L69 22V20L72 22H67L66 21ZM118 23V21H119V23H120V25L119 24H117L114 20ZM125 19V20H124ZM193 19H195V20H193ZM40 20V21H39ZM73 20H74V22H73ZM89 20V21H88ZM121 20V21H120ZM186 20H183V21H186ZM192 20V21H191ZM76 21V22H75ZM100 21V22H99ZM114 21V22H113ZM191 21V22H190ZM98 22V23H97ZM102 22V23H101ZM115 23L114 25L112 24V23ZM124 22V23H123ZM194 22V23H193ZM68 23V24H67ZM74 23H75V25H74ZM86 23V24H85ZM101 23V24H100ZM127 23V24H126ZM191 23V24H190ZM93 24H95L94 25V27H93ZM116 24L118 25V26H116ZM126 26H125V25ZM187 24V23H186ZM193 24V25H192ZM73 25V27H71ZM84 25V26H83ZM89 25V26H88ZM97 25V26H96ZM99 25V26H98ZM106 25V26H105ZM40 26H41V28H40ZM78 26V27H77ZM115 26V27H114ZM82 27V28H81ZM86 28V31H83V30H85V28ZM39 28V29H38ZM65 28V29H64ZM70 29V31H69V29ZM75 28V29H74ZM79 28V29H78ZM95 28H97V29H95ZM120 28V29H119ZM66 29H67V32H65L66 31ZM72 29H73V31H72ZM99 29V30H98ZM107 31H106V30ZM119 29V30H118ZM251 29V28H250ZM250 29H247L248 31L250 30ZM89 30V31H88ZM111 30V31H110ZM191 29H189L188 30V32L190 31ZM200 30V29H199ZM53 33H52V32ZM56 33H55V32ZM75 31V32H74ZM81 31H82V33H81ZM90 32V33H88V32ZM104 31V32H103ZM106 31V32H105ZM112 31H114V32H112ZM121 31V32H120ZM124 32V34H123V32ZM130 31V30H129ZM251 31H252V29H251ZM74 32V33H73ZM99 32V33H98ZM102 32H103V34H102ZM110 32V33H109ZM187 32V33H188ZM191 32V31H190ZM193 32V33H192ZM192 35H191V37H190V39L192 38V37H195V39L194 38H192L191 40H188L187 41V46L188 45H190V43L189 42H192V41H195V40H197V38H198V36H200L201 35V32L200 31H198V32H200V35L198 34V36H197V33L198 32H196V34H195V32H194V30H193V28H192ZM46 33V34H45ZM62 33H64V34H62ZM66 33V34H65ZM72 33V34H71ZM83 33H84V35H83ZM95 33H97V34H95ZM108 35H107V34ZM115 33V34H114ZM117 33H118V36H113V34L114 35H117ZM219 33H220V31H219ZM227 33V32H226ZM249 33H250V31H249ZM68 34V35H67ZM75 34V35H74ZM80 35V34H82V35H80V38H79V36L77 37V35ZM190 34V33H189ZM188 34V35H189ZM195 34V35H194ZM221 34H222V31H221ZM221 34H220V36L219 37H221V38H225V37H227V35L228 34H224L225 35V37H224V35L223 36H221ZM40 36V38H39V36ZM43 35V36H42ZM88 36V37H86V36ZM104 35V37H102V36ZM119 35H121V36H119ZM139 35L141 36V34L140 33H138V35H137V37H139ZM218 35V34H217ZM73 36H75V38L73 37ZM91 36H93V38L91 37ZM100 36V37H99ZM110 36V37H109ZM133 36H136V34L135 35H133ZM190 36V35H189ZM197 36V37H196ZM58 37V38H57ZM77 37V38H76ZM82 37V38H81ZM96 37V38H95ZM97 37H98V39H97ZM115 37H116V39H115ZM118 37H120L119 39H118V41L117 42H121V44L120 45H122V46H120L119 44V46H116V47H113L115 44L117 45V42L115 43V40H117V38ZM121 37H122V39H121ZM125 37V38H124ZM188 37V36H187ZM217 37V36H216ZM218 37V38H219ZM29 38V39H28ZM31 38V39H30ZM44 38V39H43ZM47 38V39H46ZM60 38H61V41H59L60 40ZM88 40H86V39ZM92 38V39H91ZM103 38H105V39H103ZM107 38V39H106ZM113 38V39H112ZM140 38L141 37H139V39L138 38H136L137 40H140ZM200 38V37H199ZM199 38H198V40H199ZM227 38H229V36L227 37ZM40 39V40H39ZM49 39V40H48ZM81 39V40H80ZM100 39V40H99ZM112 39V40H111ZM201 39V38H200ZM29 40H31V43H29L30 41ZM35 40V41H34ZM42 40V42H40ZM51 40H53L51 43H50V41ZM98 40V41H97ZM103 40V42H101ZM114 40V41H113ZM119 40H121V41H119ZM129 40V39H128ZM197 40V41H198ZM225 40H226V38H225ZM229 40V39H228ZM227 40V41H228ZM27 41H29L28 43H27ZM32 41H34L33 43H32ZM76 41V42H77ZM155 41H157V39H155ZM85 42L84 43H82V44H85ZM112 42H114V44H112ZM25 43V45H21V44H24ZM104 43H106V44H104ZM189 43V44H188ZM195 43H196V45H195ZM195 43H191V44H194L195 45V47H196V49H197V46H199L198 48H199V50H195V51H198V52H200L201 53V50H200V48H201V46L203 45L202 44V41L201 40H199V43H200V45H197V44H199V43H197L196 41H195ZM231 43V42H230ZM229 43V44H230ZM233 43V42H232ZM231 43V44H232ZM237 43V42H236ZM42 44V45H43ZM97 44V43H96ZM205 44V43H204ZM228 44V43H227ZM234 44H235V42H234ZM264 44V43H263ZM19 45H20V47H19ZM28 45V46H27ZM101 45H103V46H101ZM106 45V46H107ZM239 45H240V47L243 45V43H239ZM18 46V47H17ZM24 46H27L29 49H27V47H25V48H22V47ZM44 46V45H43ZM44 46V47H45ZM47 46L45 47V48H47ZM125 46V45H124ZM127 46V45H126ZM125 46V47H126ZM205 46V45H204ZM203 46V47H204ZM238 46V45H237ZM243 46H245L246 47V45L244 44ZM189 47V46H188ZM232 47H235V45L234 46H232ZM244 47V48H245ZM20 48H22V50H23V53H21V52H19V51H22ZM110 48V49H109ZM193 47H191L190 46V49H192ZM236 48V47H235ZM238 48V47H237ZM243 48V47H242ZM25 49H26V51H25ZM100 49V48H99ZM189 49V48H188ZM219 49V48H218ZM247 49H248V47H247ZM30 50V51H29ZM45 50V49H44ZM44 50H42V51H44ZM183 50V49H182ZM182 50H181V52H182ZM238 50H241V49H238ZM29 51V52H28ZM41 51V50H40ZM48 51V50H47ZM189 50H187V52H188ZM191 51V50H190ZM189 51V52H190ZM220 51H222L221 49H220ZM244 51H245V49H244ZM28 52V53H27ZM33 54H32V53ZM45 53H48V52H46V51H44ZM44 52H42V53H44ZM193 52V51H192ZM198 52H196V53H192L191 55H193V54H196V55H198ZM202 52H203V50H202ZM205 52V51H204ZM219 52V51H218ZM243 52V50L241 51V53ZM29 53H31V54H29ZM35 53V54H34ZM37 53H40V56H39V54H37ZM123 53H122V55L120 56L121 58L120 59H118V60H120V61H122L123 60V57L122 56H125V55H123ZM199 53V54H200ZM240 52H239V54H241ZM246 53L247 52H245L244 54L246 55ZM249 53H252V52H249ZM190 54V53H189ZM223 54V53H222ZM243 54V53H242ZM248 54V53H247ZM35 55V56H34ZM262 55V54H261ZM261 55H259L261 58L259 59L260 60V62H259V66H260V68H263L264 67V56L262 57ZM199 56V55H198ZM197 56V57H198ZM249 56V55H248ZM248 56H246V57H248ZM26 57V58H25ZM29 57V58H28ZM47 57H48V55H47ZM117 57H119V56H117ZM250 57H251V55H250ZM37 58H39L38 60L39 61H37ZM60 58V57H59ZM58 58V61H60V59ZM126 58V57H125ZM124 58V59H125ZM249 58V57H248ZM27 59V60H26ZM36 59V60H35ZM127 59V58H126ZM224 59L225 60H227V62H228V58H226V57H224ZM14 62H13V61ZM31 60V61H32ZM41 60V61H40ZM42 60H44V61H42ZM62 60V59H61ZM113 60V59H112ZM179 60H181V56L179 57ZM257 60H258V58H257ZM38 63H36V62ZM129 61H131V60H129ZM128 61V62H129ZM133 61V60H132ZM246 61H247V63H251V59H246ZM44 62V63H43ZM60 62H62V61H60ZM60 62H57V63H60ZM123 62V61H122ZM122 62L121 63H118L119 64V68L122 66L121 64H122ZM125 62H127L126 60H125ZM124 62V63H125ZM226 62V63H227ZM13 63V64H12ZM33 63H35V64H33ZM41 63V64H40ZM109 63L112 65V63H111V60L109 61ZM116 63V62H115ZM124 63H123V68L125 67H127L128 65H132V63L136 66V63L140 66V68H141V63L140 62H137V60H136V62H132V63H130V64H125L124 65ZM140 63V64H139ZM186 63V62H185ZM185 63H184V60H183V63H181L180 62V64L182 65V66H184V67H186L185 66ZM48 64V65H47ZM117 64V63H116ZM11 65V66H10ZM12 65H13V67H12ZM38 65V66H37ZM114 65V64H113ZM127 65V66H126ZM130 65V66H131ZM133 65V66H134ZM26 64H24V67L23 68H25L26 70H27V68H28V70L30 71V69H29V67H28V65L26 66ZM50 66V65H49ZM129 66V67H130ZM138 66V67H139ZM41 67V68H40ZM132 67V66H131ZM130 67V68H131ZM138 67H136V69H134V70H138ZM34 68V69H33ZM125 68H124V71H125ZM133 68H135V67H133ZM132 68V69H133ZM140 68H139V71L138 72H135L134 73V75L136 76V74L138 75L137 77H136V80H135V77L133 76V78L134 79H132V78H129V80H128V82L126 81L127 79H128V76H126L128 73L127 72H125V73H127V74H124L123 76L125 77H122L121 76V79H120V81L122 80L123 82L122 83H124V84H126V85H128L131 81H134V82H136L137 81V78H139V83H138V81L136 82V84L134 83V82H132V83H130L131 85L129 86H126V85H124V84H122L121 82H120V85H123V88L125 87H129L127 90L126 89H124V90H126L124 93H126V92H130V91H132V90H134L135 92L136 91H138V89H140L139 90V92H134L133 93V91L131 92L132 94H134V95H136L137 97L139 96V98H137L136 97V101L137 102H135V103H137V104H141V105H144V102L145 101H147L146 100V98H147V96H148V93L147 92H149V91H151V90H155L156 88L155 87H157L158 88V86L157 85H155V83H154V85H152L153 86V88L151 87V85H150V87H151V89H150V87L148 88L147 87V91L145 90L146 89V85L144 84V83H146L145 82V80L148 78V77H150V76H148V75H146L145 76V70H142L143 72H141L140 71ZM244 68H246L245 67V65H244ZM260 68H259V70H260ZM13 69V70H12ZM14 69L20 74H17V72L16 71H14ZM44 69V71H43V74H42V70ZM50 69H51V66H50V68L47 70V72H49V74L52 72H50ZM129 69V68H128ZM127 69V71H130V70H128ZM142 69H143V65H142ZM24 70V69H23ZM25 70V71H26ZM35 70V71H34ZM51 70H53V69H51ZM121 70H123L122 69V67L120 68V69H118V71L120 72V74L122 75L124 72L122 71L121 72ZM134 70H131L132 72H134ZM13 71V72H12ZM28 71V72H29ZM53 71H55V70H53ZM16 72V73H15ZM24 72V71H23ZM30 72V73H31ZM256 72H259V71H257L256 70ZM264 72V71H263ZM35 73V74H36ZM53 74H51L52 75V77H53V75L56 77V81H59L58 83H61V84H59V85H63L64 83L66 84V82H65V78H63L62 76H60L59 74H55L56 72H52ZM58 73V72H57ZM143 73V74H142ZM255 73V72H254ZM260 73H262L261 71H260ZM259 73V74H260ZM13 74V75H12ZM14 74H15V76H14ZM48 74V73H47ZM117 74V76H119L120 74H118V72L116 73ZM129 74H130V72H129ZM128 74V75H129ZM256 74V73H255ZM258 74V75H259ZM264 74V73H263ZM41 75L39 76V77H41ZM140 75H143L144 77H145V80L143 79V76H140ZM254 75V74H253ZM257 74H256V77L258 76ZM36 76V75H35ZM116 76V77H117ZM130 76V75H129ZM148 76V77H147ZM260 76V75H259ZM12 77V78H11ZM120 77V76H119ZM131 77V76H130ZM147 77V78H146ZM151 78V77H150ZM60 79V80H59ZM89 79H91V78H89ZM132 79V80H131ZM141 79H143V81L141 80ZM149 79V78H148ZM119 80V79H118ZM87 81H90V80H87ZM141 81V82H140ZM151 81V79L148 81V83ZM26 83V84H25ZM57 83V82H56ZM57 83V84H58ZM86 83H88V82H86ZM128 83V84H127ZM148 83H146V84H148ZM153 84V83H152ZM58 85V86H59ZM136 86V88H135V86ZM141 85H145V87H144V89L142 88V86ZM57 86V85H56ZM64 86V85H63ZM63 86H60V88L61 87H63ZM65 86H67V85H65ZM155 86V87H154ZM25 87V88H24ZM30 87V88H29ZM122 87V86H121ZM132 89H131V88ZM140 87V88H139ZM27 88V89H26ZM59 88V87H58ZM57 87H56V89H58ZM123 88H122V90H123ZM130 89V90H129ZM59 90V89H58ZM129 90V91H128ZM186 90H188V89H185V91ZM144 91V92H143ZM188 93L187 94H189V92L190 91H187ZM128 93H126L127 95L126 96H128ZM130 93V94H131ZM138 93V94H137ZM147 93V94H146ZM191 93V92H190ZM32 94V95H31ZM130 94H129V96H130ZM147 95L146 97L144 96V95ZM141 95V96H140ZM190 95V94H189ZM32 96V97H31ZM128 96V97H129ZM74 97V98H73ZM72 98H71V100H70V102H69V104H71V105H78L77 104V101H78V99L76 98V96H75V94H74V96H73ZM76 98V99H75ZM140 98L142 99H144V102H142V100H140ZM34 99V100H33ZM138 99H139V102H138ZM76 100V101H75ZM150 100V99H149ZM148 100V101H149ZM34 101H36L35 103H34ZM142 103H141V102ZM33 102V103H32ZM72 102V103H71ZM75 104H74V103ZM78 103H79V101H78ZM32 104V105H31ZM37 104V105H36ZM135 105L136 104H134V106L133 107H135ZM141 105H139L140 107H142ZM47 106V105H46ZM38 107V108H37ZM39 107H44V108H39ZM140 107H139V109H140ZM136 108V107H135ZM137 108H138V106H137ZM36 109V110H35ZM48 109H49V111H48ZM36 112V113H38V114H36L34 111ZM41 110V111H40ZM138 110V109H137ZM141 110V112H142V109H140ZM140 110H138V111H140ZM144 110V109H143ZM26 112V113H25ZM48 114H47V113ZM50 112V113H49ZM140 112V113H141ZM41 113V114H40ZM53 113L55 114V116L53 115ZM142 113H144V114H146V112H145V110L142 112ZM141 113V114H142ZM27 114V115H26ZM34 114H36V115H34ZM51 116H50V115ZM143 114V115H144ZM180 114V113H179ZM40 115V116H39ZM44 115V116H43ZM161 115V114H160ZM159 115V116H160ZM174 116H171L173 119L171 120L170 119V117L167 115V117H166V119L169 117V119L171 120H169V123L171 122L172 124H175V123H173L172 121H174V120H176L175 122H176V124H175V126L178 124L179 125V123H178V121L180 120H178V119H176V118H178V116L175 118V114H173ZM177 115H178V113H177ZM181 115V114H180ZM179 115V118L181 117ZM28 116V118H26ZM35 116V117H34ZM147 116V115H146ZM159 116H157V118H159V120H161V117H159ZM162 116V115H161ZM183 116V115H182ZM40 117H42V118H40ZM52 117V118H51ZM164 117V116H163ZM162 117V118H163ZM57 118H59V120L57 119ZM156 120H158L156 117H154ZM154 118H153V121H155L156 123H158V124H161L162 123V121L159 123V120H158V122L156 121V120H154ZM175 118V119H174ZM166 119H164L165 121H166ZM181 119H182V121H181V123L183 122V121H186V122H184L185 123V125L186 126H189L192 122L190 121V120H186V118H184V117H181ZM48 120V121H47ZM52 120V121H51ZM58 120V121H57ZM163 120V119H162ZM163 120V121H164ZM178 120V121H177ZM43 121V122H42ZM46 121V122H45ZM51 121V122H50ZM62 122V124H61V122ZM189 123V125H187L186 123ZM191 122V123H190ZM43 123V124H42ZM52 123V124H51ZM58 123V124H57ZM168 123V122H167ZM166 123V124H167ZM180 123V124H181ZM240 122H238V123H235L234 125L235 126H237L238 124H239ZM50 124V125H49ZM165 123H163L162 125H164ZM172 124H167V125H164V127L163 128H165V126L167 127H169V126H172ZM244 123H242L241 122V124H239L240 126L242 125V126H244L243 125ZM47 125V126H46ZM65 127H64V126ZM178 125H177V127H178ZM182 125H183V123H182ZM53 126V127H52ZM60 126V128H59V130H58V127ZM62 126V127H61ZM175 126L173 125V127L172 128H174V130L175 129H177V127L175 128ZM184 126V125H183ZM182 126V127H183ZM185 126V127H186ZM241 126V127H242ZM48 127V128H47ZM168 127L166 128V130L165 129H163V128H161V129H163V130H161V129H159V130H161V132H163L164 130H165V132H167V136H168V131H169V129H168ZM183 128V129H180V131L181 130H183L182 132L184 133V131L186 132V134L187 135H189V136H186V137H188V139H184L183 137H184V135H182L183 133L182 132H180V134L182 135V136H179V133L176 135V133H177V131H178V129H177V131L175 130V132H174V130L171 128V131H169V133L171 132V134L169 135L170 136V138H172L173 140H172V142H171V140H168L169 138H167L166 137V133L164 134H162L161 132V134L164 136V138H163V136H162V140H158V139H160V138H158V137H161L157 132H159V131H155L156 132V134H153V139L154 140H156L155 142H154V140L152 141V142H154V143H156V145L159 147V145H162V146H164L165 145V140L167 141L166 142V145H167V147L171 144V146L170 147H168L167 148V150L168 149H171L172 150V145L174 146V148L176 147L175 145H176V143H175V139H176V142L178 141L177 140V138L175 137V136H179V137H181V139L184 141V143L183 144H189L191 141H193V142H195L194 141V139L197 137L198 138V136H197V134L199 133V132H197V134H194L193 132H195L196 131V128H194V126H193V124H191V126H189V128L187 127V128ZM239 126H237V128H238ZM46 128V129H45ZM65 128H66V130H65ZM170 128V127H169ZM181 128V127H180ZM190 128H194L192 131L190 130ZM168 129V130H167ZM187 129H189L193 134H191V132L189 131V134H188V130ZM62 130V131H61ZM195 130V131H194ZM60 131V132H59ZM49 132V133H48ZM51 132V133H50ZM44 133V134H43ZM172 133H174L173 135H172ZM202 132H200L199 133V136H200V134H201ZM47 134V135H46ZM185 134V133H184ZM193 136V138H194V136H195V138L194 139H192L191 140V138H192V136ZM203 134V133H202ZM54 135V136H53ZM72 135H73V133H72ZM155 135V136H154ZM156 135H158V137L156 138ZM49 136V137H48ZM52 136V137H51ZM173 136L175 137V138H173ZM202 136H206L205 137V140H207L208 138H207V135H205V134H203V135H201L196 141H198V140H200L199 142H197L198 144L200 143V144H202V145H204V146H206L205 144H207L206 142H205V140H204V143H203V141L201 140V138H202ZM59 137V138H58ZM204 137L202 138V139H204ZM53 138V139H52ZM152 138H150L151 140H152ZM156 138V139H155ZM166 138V139H165ZM207 138V139H206ZM209 138H211V137H209ZM56 139V140H55ZM57 139H58V142H59V147L58 148H55L56 147V145H55V141H57ZM71 139V140H70ZM179 139V138H178ZM212 139V138H211ZM54 140V141H53ZM159 142H161L162 141V143H159V144H157L158 143V141ZM180 140V139H179ZM209 141H211V143H212V140H210V139H208ZM183 141H181L180 140V142H183ZM187 141H189V142H187ZM54 142V143H53ZM61 142V143H60ZM187 142V143H186ZM193 142H191L192 144H193ZM202 142V143H201ZM63 143V144H62ZM69 143H70V145H69ZM164 143V144H163ZM169 143V144H168ZM172 143H175V144H172ZM190 143V144H191ZM196 143V142H195ZM194 143V144H195ZM196 143V144H197ZM210 142H208V144H207V148L206 147H201L200 146V144H199V146H200V148H203V149H205L206 148V150L204 151V152H202V154L203 153H206L208 156H206V159L208 158L209 159V152H207V151H210L209 150V148L212 146V144L210 145L209 144ZM188 144H187V146H188ZM194 144L193 145H191V147L189 146V147H185V149L187 148V149H193L195 146H194ZM197 144V145H198ZM64 145V146H63ZM166 145H165V147H166ZM210 145V146H209ZM54 146V147H53ZM61 146H62V148H61ZM66 146V147H65ZM162 146H160L161 148V150L162 149H166V148H163ZM185 146V145H184ZM198 146V147H199ZM209 146V147H208ZM69 147V148H68ZM54 148V149H53ZM59 148H60V151H62V150H66V154L64 153L63 154V152L61 153L60 151H59ZM73 149V151H74V146L72 147ZM21 149V150H20ZM185 149H184V151H185ZM186 149V151L185 152H182V154L184 155V153H186L187 151H190V150H187ZM211 149V148H210ZM15 150V151H14ZM21 152H20V151ZM175 150V151H174ZM173 150V152L175 153V154H179L180 155V153L178 152V150L177 149H174ZM177 150V151H176ZM201 150V149H200ZM73 151L71 152V153H73ZM77 150H75L74 152H76ZM162 151H165V150H162ZM16 152V153H15ZM18 152V153H17ZM78 152V151H77ZM76 152V154H79V153H77ZM177 152V153H176ZM21 153V154H20ZM71 153H69V154H67V155H71ZM74 154V153H73ZM76 154H74V156H76ZM181 154V155H182ZM200 154L201 153H199V157L198 156H196V158L195 159H198L199 160V162H203L204 163V160L206 161V159H205V156H204V154H203V157H204V160H203V158L202 157H200ZM202 154H201V156H202ZM16 155H17V158H16ZM18 155H20V157L18 156ZM143 155H145V154H143ZM171 155H173V158H174V154L172 153L171 154V151H170V154H169V157L171 158V159H168L169 161L170 160H173V158L171 157ZM180 155V156H181ZM175 156V157H177L176 159V161H178L179 160V158H180V160L181 159H183V157H186V155L188 156L189 155V153L188 154H186V155H184V156ZM198 155V154H197ZM74 156L73 157H71L72 159L74 158ZM5 157V159H2V158H4ZM62 157H63V159H62ZM78 156H76L73 160L76 162V160H78L80 157H78V159H76ZM144 158H146V156H143ZM179 157V158H178ZM189 157V156H188ZM50 158V159H49ZM187 158V157H186ZM199 158H201V159H199ZM7 159V160H6ZM76 159V160H75ZM195 159L192 161L191 159V163H192V165L194 164L193 162H195V167L197 166V167H199L198 165L199 164H201V163H199L198 162V160H196L195 161ZM208 159H207V161H208ZM17 160V161H16ZM19 160V161H18ZM53 160V161H52ZM55 160V161H54ZM62 160V161H61ZM179 160V161H180ZM15 161V162H14ZM51 163H50V162ZM61 161V162H60ZM115 161V160H114ZM176 161H170V162H176ZM14 162V163H13ZM55 162V163H54ZM64 162V163H63ZM209 162V161H208ZM213 162H215V161H212V162H210V164L212 165V166H214V163ZM17 163V164H16ZM48 163V164H47ZM54 163V164H53ZM58 163H60V164H58ZM116 165L118 164L117 162H114ZM114 163H113V166H115L116 167V165H114ZM199 163V164H198ZM206 163V162H205ZM36 164V165H35ZM51 164H53V165H51ZM65 165V166H62V165ZM218 163L216 162L215 163V166L213 167V168H217L218 166H216ZM8 165V166H7ZM18 165V166H17ZM41 165V166H40ZM43 165V166H42ZM50 165H51V167L53 166V168H51L50 169ZM57 165V166H56ZM59 165V166H58ZM82 165H84V166H82ZM90 165V166H89ZM44 166H46L45 168H44ZM79 166H81V170H80V167ZM86 166V167H85ZM42 169H41V168ZM49 167V168H48ZM60 167H61V169H60ZM63 167H65V168H63ZM98 167V166H97ZM96 166L94 167V168H97ZM194 166H192V168L195 170L196 168H195ZM36 168V169H35ZM55 168V169H54ZM77 168V169H78ZM86 168H88V169H86ZM98 169V168H97ZM36 170H40L39 172L38 171H36ZM49 170H51V171H49ZM57 170V171H56ZM93 170H95V169H93ZM197 171H195L196 173V175H198V174H200V172L198 171L199 169H196ZM13 171H15V172H13ZM55 171V172H54ZM67 171H69V173L67 172ZM75 171V170H74ZM35 172H37V173H35ZM60 172H64V173H60ZM65 173H68L67 175L65 174ZM101 173V172H100ZM198 173V174H197ZM63 174H65L64 175V178L62 177L63 176ZM71 174H73V176H71ZM78 174V173H77ZM47 175V176H46ZM56 175H58L59 177V179L58 178H55L54 176H56ZM68 175L70 176V178L68 177ZM86 175V176H85ZM66 176V177H65ZM103 176V175H102ZM79 177V178H78ZM222 177H224V176H222ZM48 178H51V180H54V182L56 181V183H58V185H61V184H63V185H65L66 183H68V184H66L65 186H66V188H71V191H70V189H69V191L70 192H68V194H66L67 193V190L65 191V190H63V189H66V188H63V187H65V186H62V187H59L60 188V190H55V188L57 187L58 188V185H56V183H55V185H56V187H55V185H52L51 187H46L47 185H46V183H47V180H48V182L50 181L51 183L53 182V181H51V180H49ZM53 178H55V179H53ZM63 178V179H62ZM74 178V179H73ZM82 178V179H83ZM217 178H221L220 176H217L216 177V179ZM225 178V177H224ZM227 178V177H226ZM226 178L225 179H222V182H220V183H223L224 181L223 180H225V181H228L229 179H227L226 180ZM43 179V180H42ZM45 179H47L46 181H45ZM58 181H57V180ZM66 179V180H65ZM79 179V180H78ZM101 179H103V181H101ZM105 179V180H104ZM215 179V180H216ZM40 180H42V182H44V183H42ZM85 180H82V181H85ZM218 181H219V179H217ZM37 181H39L40 183H38ZM63 181V182H62ZM81 181V180H80ZM49 182V183H50ZM60 182V183H59ZM74 182H75V184H74ZM95 182V183H96ZM99 182V183H98ZM100 182H104V183H100ZM111 182V183H110ZM120 182H123V181H120ZM217 182V181H216ZM41 183H42V185H41ZM92 183V185H90ZM220 183H218L217 182V184H220ZM44 184V185H43ZM74 184V186H71V185H73ZM87 184V185H86ZM104 184H106V186L104 185ZM107 184H112V186L110 185H108L107 186ZM120 184H122V183H119V186H120V189L122 190V192L124 193H126V191H128V188H129V191L130 190H132V192H130V193H132V194H136V192L135 191H133V186L132 185H130V184H127V185H130V186H126L125 184V182L123 183L124 185V187L123 186H121ZM37 185H39V186H37ZM50 185V184H49ZM92 186V187H90V186ZM101 185H102V187H101ZM103 185H104V187L106 188V189H104V190H102L103 189ZM221 185V184H220ZM97 186V187H96ZM94 187V188H93ZM108 187V188H107ZM111 187H112V189H111ZM125 187L127 188V189H125ZM131 187H132V189H131ZM54 188V189H53ZM63 188V189H62ZM97 188V189H96ZM53 189V190H52ZM63 190V191H62ZM90 190V191H89ZM94 190V191H95ZM106 190V191H105ZM58 191V192H57ZM73 191H75V190H73ZM76 192L75 191V193L73 192L72 194H76V193H78V194H80L81 195V192ZM129 191L127 192V193H129ZM134 192V193H133ZM63 195H62V194ZM86 194V193H85ZM66 202H67V204H66ZM92 203V202H91ZM91 203H89V202H87L86 204H91ZM76 208H77V210H78V207H75V211L73 210V212L75 213H78V214H80L78 211H76ZM120 209H124V210H120ZM132 209H134V212H135V214H134V212L132 211ZM107 210V211H106ZM111 211H112V209H110ZM128 212H127V211ZM129 210H131V211H129ZM106 211V213H105V215L106 216H102V215H104V212ZM126 211V212H125ZM137 211V212H136ZM132 212V213H131ZM98 215H97V214ZM126 213V214H125ZM130 213V214H129ZM147 213V214H146ZM122 216H121V215ZM130 215V217H129V215ZM132 214V215H131ZM136 214H137V216H136ZM139 214H141V215H139ZM151 216H150V215ZM99 215H101V218L99 217ZM112 217H110V216ZM128 215V216H127ZM148 215L150 216L149 218H148ZM79 215H77V217H78ZM114 216V217H113ZM136 216V217H135ZM144 218H143V217ZM99 217V218H98ZM107 219H106V218ZM129 217V218H128ZM94 219V220H92V219ZM109 218H111V220L109 219ZM120 218V219H119ZM121 218H124L122 221H120L121 220ZM127 218V219H126ZM136 218V219H135ZM141 218H143V219H141ZM153 218V219H152ZM90 219V220H89ZM103 219H104V221H103ZM118 219H119V221H118ZM128 221V222H125L126 220ZM131 221H130V220ZM138 219V220H137ZM147 219V220H146ZM149 219H150V221H149ZM152 219V220H151ZM82 220H84V218H82V219H80V222H82ZM96 220V221H95ZM97 220H99V221H97ZM112 220L114 221V223L112 222ZM134 220H136V221H134ZM141 220V221H140ZM96 223H95V222ZM103 221V222H102ZM137 221H138V224H137ZM140 221V222H139ZM86 222V226H84V223ZM115 222H116V224H118V225H116L115 224ZM122 222V223H121ZM124 222V223H123ZM141 222H144V224L143 223H141ZM150 222H151V224H150ZM90 223V224H89ZM92 223H94V224H92ZM100 223V224H99ZM103 223V224H102ZM105 223V224H104ZM120 223V224H119ZM99 224V225H98ZM113 224V225H112ZM134 224H137V225H139V226H137L136 225V227L135 228H139V229H134L133 230V226H135ZM143 224V225H142ZM153 224L155 225L154 227H153ZM161 224H163V223H161ZM166 224V225H165ZM101 225V226H100ZM107 225V226H106ZM110 225V226H109ZM142 225V226H141ZM145 225H146V227H148V225H149V227L148 228H146L145 227ZM95 226V227H94ZM96 226L99 228H97L96 229ZM100 226V227H99ZM102 226H104V227H102ZM158 226V227H157ZM162 226L164 227V228H162ZM168 226V227H167ZM172 226V227H171ZM108 227V228H107ZM143 227H144V231L146 230V232H144L143 231ZM166 227L168 228V230H166ZM170 227V228H169ZM45 228V229H44ZM93 228V229H92ZM141 228V229H140ZM150 228V229H149ZM157 228V229H156ZM172 228V229H171ZM109 229V230H108ZM147 229L149 230V231H147ZM155 229V230H154ZM160 229V230H159ZM173 229H175V230H173ZM85 230V231H84ZM98 230V231H97ZM100 230H102V231H100ZM104 230H106V232L104 231ZM108 230V231H107ZM112 230V232H110ZM113 230L115 231L114 233H113ZM142 231L145 235H140L141 236V238H140V236H139V234L141 233L140 231ZM153 230H154V232L155 233H153ZM164 230H165V232H164ZM45 231V232H44ZM93 231H95V232H93ZM137 231V232H136ZM138 231H139V233H138ZM173 231V232H172ZM97 232V233H96ZM103 234H102V233ZM136 232V233H135ZM149 232V233H148ZM151 232V233H150ZM100 233V234H99ZM175 233V234H174ZM59 236H57V235ZM134 234H136V235H134ZM138 234V235H137ZM150 234V235H149ZM56 235V236H55ZM134 235V236H133ZM46 236V237H45ZM137 236V237H136ZM139 236V237H138ZM162 236V237H161ZM172 236V240H169V238ZM44 237V238H43ZM81 238V239H79L78 240V238ZM82 237H84L85 238V240H82ZM148 237H150L151 239H153V237L155 238V240H149L148 239ZM44 239V243H42L41 242V240L40 239ZM72 238H74V240H75V237H73L72 236ZM83 238V239H84ZM113 238H116V239H114L113 240ZM131 238H132V240H131ZM146 238V239H145ZM60 239V240H59ZM62 239V240H61ZM90 239V238H89ZM138 239V240H137ZM140 239V240H139ZM150 241L149 243L147 242L148 240ZM167 239V243H166V240ZM39 240H40V244H43V245H40V244H38V248H41L43 251H44V249H46V247H47V250L44 252V254L42 253V250L41 249H37V243H39ZM64 240V241H63ZM116 240V241H115ZM137 240V241H136ZM142 240V241H141ZM160 241V242H158V241ZM168 240L170 241V242H172L171 244H173L174 245V247H173V245H171L169 242H168ZM188 240V241H187ZM58 241H61V242H58ZM85 241H87V242H89V244L87 243L86 244V242ZM115 243H114V242ZM134 241V242H133ZM139 241V242H138ZM165 241V242H164ZM176 242V244H175V242ZM31 242V243H30ZM63 242V243H62ZM77 242L78 243H80V244H78L79 245V248H78V246H77ZM135 244V245H137V246H135L133 243ZM144 242H146V244H144ZM62 245H61V244ZM114 243V244H113ZM137 243H139V244H137ZM168 243L171 245V249L173 250H170V245H168ZM46 246H45V245ZM67 244H68V246H67ZM82 244V245H81ZM143 244V249H141V245ZM198 246L197 247V249H194V247L196 246V245ZM66 247H65V246ZM86 245H88V247H87V249H86V247H84V246H86ZM138 245H140L139 247H138ZM147 245H151V246H147ZM158 245V246H157ZM165 245V246H164ZM166 245H167V247H166ZM177 245H179V246H177ZM180 245H181V247H180ZM190 245H192V246H190ZM41 246V247H40ZM80 246H83V247H80ZM129 246H130V252L129 253H127L128 252V250H129ZM132 246H133V248H132ZM145 246H146V248H145ZM162 246V247H161ZM169 246V247H168ZM177 246V247H176ZM185 246H184V248H185ZM43 247H45L44 249H43ZM70 247V248H69ZM73 247V248H72ZM75 247H77V250H76V248ZM134 247H136V250H138V251H136L135 253L133 252L134 251ZM160 249V248H162V249H164L165 247V249L163 250V251H161V249L159 250L158 248ZM179 247V248H178ZM64 248V249H63ZM81 248V249H80ZM118 248V247H117ZM125 248V249H124ZM138 248V249H137ZM196 248V247H195ZM207 248V249H206ZM213 248V249H212ZM51 249V250H50ZM55 249V250H54ZM57 249L59 250L58 252H56L57 251ZM67 249H68V251H67ZM73 249V250H72ZM75 249V250H74ZM78 249H80L81 250V252L80 251H78ZM83 249H86V250H84V251H82ZM107 249V246L105 247V249L103 248V250L104 251H108V252H106L107 254H109V253H111V252H109L110 250H106ZM124 249V250H123ZM133 249V250H132ZM146 249V250H145ZM152 249V250H151ZM156 249V250H155ZM191 249H194L193 251L191 250ZM202 249V248H201ZM37 250H38V252H37ZM145 250V251H144ZM158 250V251H157ZM189 250V251H188ZM40 251H41V253L43 254V255H40L41 253H40ZM48 251V253H46ZM54 251V252H53ZM63 251V252H62ZM76 251H78V252H80L79 254H81V255H79V256H77V254H78V252H76ZM141 253H140V252ZM172 251V252H171ZM175 251H177V254H174V253H176ZM195 251V252H196ZM55 252L57 253V255L55 254ZM69 252V253H68ZM71 252V253H70ZM72 252H73V254H72ZM75 252L77 253V254H75ZM139 252V254L141 255L140 256V259H139V255L137 254ZM147 252V253H146ZM155 252V253H154ZM160 252H162V253H160ZM169 252V253H168ZM170 252L172 253V254H170ZM184 252V251H183ZM199 252H201V250L199 251ZM227 252V251H226ZM51 253V254H50ZM82 253H84V254H82ZM167 253H168V255H167ZM193 253V254H192ZM47 256H46V255ZM50 254V255H49ZM55 256H53V255ZM68 254H72L71 255V257L69 258V256H68ZM123 254V255H122ZM124 254H128V256H129V254L131 255V257L133 258V259H130L128 256L124 259V256H126V255H124ZM146 254V256H148V257H143V255H145ZM153 254V255H152ZM155 254V255H154ZM196 254H199L198 256L200 257V258H202L201 260H199V258H198V256L196 255ZM244 254V253H243ZM60 255V256H59ZM76 255V256H75ZM136 255H137V258H136ZM170 255H172V256H170ZM173 255H175V258H174V256ZM197 257H196V256ZM64 256V257H63ZM83 256V257H82ZM183 256V255H182ZM242 256V255H241ZM52 257V258H51ZM66 257V258H65ZM75 257H78V258H75ZM79 257H80V259H79ZM150 257H152L151 259H150ZM168 258V259H166V258ZM190 259H189V258ZM193 257V258H192ZM59 258V259H58ZM68 258V259H67ZM98 258V259H97ZM100 258H102L101 259V261L103 260L104 261V264H108V263H106L107 261H105L104 259H103V257H100V256H98V257H93L92 259H90V264H92L93 262H98V264L99 263H101V264H103V262H101L100 261ZM148 258V259H147ZM197 258V259H196ZM238 258V259H237ZM242 258L243 259H245L246 257H245V255H243L242 256ZM57 259V260H56ZM93 259H95V260H93ZM125 261H124V260ZM138 260V261H140V262H138V261H135V260ZM146 259V260H145ZM156 259V260H155ZM189 259V260H188ZM66 260V261H65ZM79 260H81V261H79ZM93 260V261H92ZM98 260V261H97ZM127 260V261H126ZM134 260V261H133ZM159 262H158V261ZM175 262H174V261ZM178 262H177V261ZM180 260V261H179ZM196 260V261H195ZM213 260V261H212ZM216 260V261H217ZM246 260V259H245ZM57 261V262H56ZM60 261V262H59ZM123 261V262H122ZM145 261V262H144ZM149 261V262H148ZM162 261H163V263H162ZM169 261V262H168ZM170 261H171V263H170ZM181 261H183V262H181ZM194 261V262H193ZM226 261V262H225ZM239 261L242 263V262H244V261H241L240 259H239ZM68 262V261H67ZM70 261L68 262V264L69 263H71ZM89 262H88V264H89ZM127 262H129V263H127ZM138 262V263H137ZM157 262V263H156ZM173 262V263H172ZM190 262V263H191ZM229 262V263H228ZM234 262V263H233ZM245 262H247V260L245 261ZM245 262H244V264H245ZM189 263V264H190ZM191 263V264H192ZM249 264H253V263H251V262H248ZM248 263H246V264H248ZM93 264H95V263H93ZM240 264V263H239ZM243 264V263H242Z\"/></svg>",
	"mask_w": 264,
	"mask_h": 264
}]
</instances>
